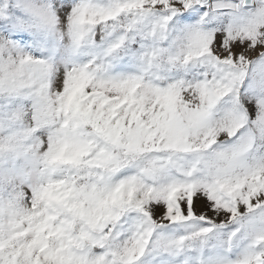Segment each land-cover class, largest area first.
I'll use <instances>...</instances> for the list:
<instances>
[{"label":"snow or ice","instance_id":"obj_1","mask_svg":"<svg viewBox=\"0 0 264 264\" xmlns=\"http://www.w3.org/2000/svg\"><path fill=\"white\" fill-rule=\"evenodd\" d=\"M0 264H264V0H0Z\"/></svg>","mask_w":264,"mask_h":264}]
</instances>
